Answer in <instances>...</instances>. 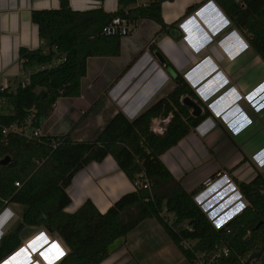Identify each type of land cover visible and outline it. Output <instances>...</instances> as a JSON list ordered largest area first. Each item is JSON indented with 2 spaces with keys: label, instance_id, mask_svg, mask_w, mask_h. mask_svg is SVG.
<instances>
[{
  "label": "trees",
  "instance_id": "16d2710c",
  "mask_svg": "<svg viewBox=\"0 0 264 264\" xmlns=\"http://www.w3.org/2000/svg\"><path fill=\"white\" fill-rule=\"evenodd\" d=\"M139 1L118 0L115 13L103 9L74 11L69 0H60L59 9L32 12L41 46L35 50L22 48L19 53L23 69L30 74L29 81L0 90V101L7 107V112H0V214L11 204L22 208L19 228L0 241V263L22 246L25 226L43 227L63 240L69 252L59 264H102L112 254L108 246L118 238L126 240L146 219L159 222L189 263L192 255L184 250L185 241L196 242L195 250L206 252V256L228 248V256H220L213 264H243L264 244L262 173L258 172L251 182H243L234 176V170L228 171L248 206L216 229L195 201L205 186L187 192L162 162L165 153L212 113L156 45L152 44L150 51L163 57L164 63H160L172 75L175 88L135 120L119 112L95 139L87 141H75L71 134L28 139L3 133L30 120L33 127L41 128L58 99L80 97L88 59L120 55L122 37L104 33L114 18L125 19L132 26L152 20L160 25L157 36L182 39L179 22L168 25L162 18V4L174 0H150L138 6ZM214 1L264 62V0ZM201 5L189 7L185 16ZM186 97L202 109L199 117L183 104ZM157 119H169L163 133L154 131ZM109 156L136 190L120 198L105 214L91 200L74 213L66 212L72 203L67 190L75 176ZM6 157L9 162L1 165ZM147 184L149 188H144Z\"/></svg>",
  "mask_w": 264,
  "mask_h": 264
},
{
  "label": "crops",
  "instance_id": "0c3cea01",
  "mask_svg": "<svg viewBox=\"0 0 264 264\" xmlns=\"http://www.w3.org/2000/svg\"><path fill=\"white\" fill-rule=\"evenodd\" d=\"M69 1L74 11L115 13L119 9L118 0ZM149 1L140 0L138 6ZM197 4L202 5L185 16ZM59 8L60 0H0V86L15 88L29 81L19 53L22 48L41 46L32 12ZM162 18L168 25L179 22L181 40L157 36L160 25L152 20L138 22L129 36L122 37L119 56L88 59L80 97L58 99L40 128L41 135L71 134L75 141H87L77 136L83 126L95 125L100 133L115 114L120 112L133 121L166 97L175 82L150 51L156 45L212 113L165 153L162 162L187 192L205 186L195 201L220 229L248 206L228 171L234 170L243 182L264 173V62L214 0L165 2ZM156 122L166 128L169 119ZM135 190L109 156L75 176L67 190L72 203L66 212L74 213L91 200L105 214ZM21 222L22 208L9 205L0 214V241ZM21 236L22 246L0 264H59L69 252L57 234L43 227L25 226ZM122 240L121 247L102 264H189L155 219L144 220Z\"/></svg>",
  "mask_w": 264,
  "mask_h": 264
},
{
  "label": "built area",
  "instance_id": "2783aa9c",
  "mask_svg": "<svg viewBox=\"0 0 264 264\" xmlns=\"http://www.w3.org/2000/svg\"><path fill=\"white\" fill-rule=\"evenodd\" d=\"M132 25L125 19L122 18H114L111 23L104 29V33L108 36H121V37H126L129 36L132 32ZM59 62H57L56 64H58ZM50 67H53L50 66ZM45 67L40 68L41 70H43ZM8 87L5 86H0V90L4 91L5 89H7ZM32 121H28L27 123H25L24 125L20 126V125H14L11 128H7L4 129L3 133L6 135L9 132L11 133H15V134H19L21 136H24L28 139H32V138H39L41 137V131L40 128H35L32 125ZM162 131H160V133H163L165 131V128L161 129ZM207 184H209V181L207 182ZM17 186H19V184H16ZM144 188H149V184L144 185ZM183 248L184 250H186L187 252H189L192 255V263L189 264H213L214 261L219 258L220 256L224 255V256H228L229 254V250L228 248H223V249H219L217 252H215V250L213 251V253L209 254L208 256H206V252H201V251H196L195 250V246H196V242L194 241H185L183 242Z\"/></svg>",
  "mask_w": 264,
  "mask_h": 264
},
{
  "label": "water",
  "instance_id": "95a60500",
  "mask_svg": "<svg viewBox=\"0 0 264 264\" xmlns=\"http://www.w3.org/2000/svg\"><path fill=\"white\" fill-rule=\"evenodd\" d=\"M157 57L162 63H164V59L160 54H157ZM183 104L192 110L193 116L199 117L202 114V109L192 99L188 97L184 98ZM9 160H10L9 157H6L4 160L1 161V165H6L9 162ZM122 243H123L122 238L116 239L112 244L108 246V251L110 253L116 252L121 247ZM253 258H254V255L250 256L249 261H251V259Z\"/></svg>",
  "mask_w": 264,
  "mask_h": 264
},
{
  "label": "rangeland",
  "instance_id": "374dc122",
  "mask_svg": "<svg viewBox=\"0 0 264 264\" xmlns=\"http://www.w3.org/2000/svg\"><path fill=\"white\" fill-rule=\"evenodd\" d=\"M0 112H7V107L5 104H3L2 101H0ZM100 119V118H99ZM89 125V124H88ZM163 124H160V122H156L153 125L154 130L157 133H160V131H162V126ZM82 127V126H81ZM80 127V128H81ZM97 126L93 125L91 128H86L85 126H83L81 128V130H79V132L77 133V136L81 139H95L98 136V129H96ZM264 175V173H262ZM164 215H166V217H168V214L164 213ZM171 218H173L172 215H169Z\"/></svg>",
  "mask_w": 264,
  "mask_h": 264
},
{
  "label": "flooded vegetation",
  "instance_id": "af4514ba",
  "mask_svg": "<svg viewBox=\"0 0 264 264\" xmlns=\"http://www.w3.org/2000/svg\"><path fill=\"white\" fill-rule=\"evenodd\" d=\"M254 255V258L249 261V257ZM243 264H264V244L257 250L252 252L244 261Z\"/></svg>",
  "mask_w": 264,
  "mask_h": 264
}]
</instances>
